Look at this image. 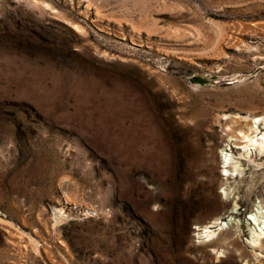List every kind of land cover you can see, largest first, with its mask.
Instances as JSON below:
<instances>
[{
  "label": "rangeland",
  "instance_id": "rangeland-1",
  "mask_svg": "<svg viewBox=\"0 0 264 264\" xmlns=\"http://www.w3.org/2000/svg\"><path fill=\"white\" fill-rule=\"evenodd\" d=\"M251 114L264 0H0V264H264Z\"/></svg>",
  "mask_w": 264,
  "mask_h": 264
},
{
  "label": "bare ground",
  "instance_id": "bare-ground-1",
  "mask_svg": "<svg viewBox=\"0 0 264 264\" xmlns=\"http://www.w3.org/2000/svg\"><path fill=\"white\" fill-rule=\"evenodd\" d=\"M227 118H229V116H227ZM234 118H240L247 122L246 126L248 127V131H240V140L242 144L238 145V147L244 151L243 155L250 157L253 153L252 151L255 150L259 155L264 156V115H235ZM221 155L225 173L228 176H238V173L241 171L240 161L236 159L235 155L229 148H222ZM233 191L234 189L228 190L224 187V193L229 198L231 197ZM239 209L238 203L235 202L230 208L228 216L218 217L210 223L208 222L206 225L199 227V230L201 231L199 233L200 237L212 242L215 238L217 239L219 237L220 233L224 229L230 228L231 225L236 224L237 227H239L238 222H233L239 214ZM247 219L250 225L248 230L251 234L249 242L252 243L253 247L261 246L263 243L262 240L264 239V204L262 207H258L257 210L251 212L250 217Z\"/></svg>",
  "mask_w": 264,
  "mask_h": 264
}]
</instances>
